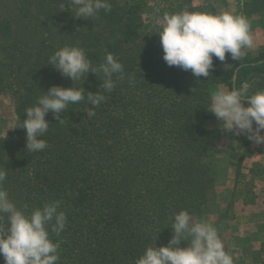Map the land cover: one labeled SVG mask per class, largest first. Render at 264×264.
<instances>
[{
  "label": "trees",
  "instance_id": "1",
  "mask_svg": "<svg viewBox=\"0 0 264 264\" xmlns=\"http://www.w3.org/2000/svg\"><path fill=\"white\" fill-rule=\"evenodd\" d=\"M192 1L180 0L176 9L204 12ZM110 3V11L82 19L72 0H0V96L11 98L20 118L50 86H72L48 64L66 45L83 48L94 67L106 53L124 67L123 78L113 76L115 89L92 109L95 115L87 116L88 102L69 105L61 121L46 115L44 150L27 151L24 129L0 137V169L7 171L2 187L16 207L28 214L61 202L65 229L49 233L59 243L58 264H135L146 247L167 245L174 214H200L214 186V116L206 110L211 86L231 90L246 83L249 94L264 91V46L239 61L226 54L229 68L214 58L209 77L197 78L163 60L162 26L145 23L143 0ZM250 14L264 16V0L244 2L242 15ZM102 79L88 73L73 86L96 92ZM251 141L247 137L242 157ZM7 223L0 214V224Z\"/></svg>",
  "mask_w": 264,
  "mask_h": 264
},
{
  "label": "clouds",
  "instance_id": "2",
  "mask_svg": "<svg viewBox=\"0 0 264 264\" xmlns=\"http://www.w3.org/2000/svg\"><path fill=\"white\" fill-rule=\"evenodd\" d=\"M76 8L75 17L91 19L101 10H111L110 0H72ZM163 51V60L170 67L190 71L194 77L208 78L213 68V59L223 62L228 54L239 61L245 49L252 48L253 37L250 23L244 15L224 12L166 13L162 18V30L158 32ZM62 76L72 81L71 87L52 85L38 97L36 103L25 109V118L17 117L13 127H21L26 134L27 151L39 152L47 147L42 139L48 131L45 119L51 112L55 119L69 109V105L88 102L87 116L106 100L105 93L115 89L113 76L123 78L124 67L111 53H106L104 62L94 67L83 48L64 46L49 57V63ZM102 73L100 89L86 91L74 82L85 80L88 73ZM129 76V83L134 84ZM249 85L231 90L218 89L210 96L206 110L213 114L218 126L224 132L246 135L256 143H264V91L249 94ZM255 125V126H254ZM7 171L0 169V214H7V226L0 224V256L4 264H58L59 243L50 238V231L57 236L65 229L66 215L60 211V201L45 203L30 213L19 210L9 199L2 183ZM172 236L167 245L148 246L135 264H233V258L226 253L217 229L205 220L195 221L187 210L173 216ZM181 242L187 246L180 247Z\"/></svg>",
  "mask_w": 264,
  "mask_h": 264
},
{
  "label": "rangeland",
  "instance_id": "3",
  "mask_svg": "<svg viewBox=\"0 0 264 264\" xmlns=\"http://www.w3.org/2000/svg\"><path fill=\"white\" fill-rule=\"evenodd\" d=\"M140 0H117L119 4ZM180 0H143V19L152 28L162 26V18L168 13H177ZM247 0H193L192 5L204 12H224L240 15ZM253 37L252 48L245 55L255 56L264 46V16L250 14L247 17ZM230 67L226 56L222 62ZM218 89L229 90L224 84L211 86V95ZM17 117L13 102L8 95L0 96V137L8 131L23 129L13 127ZM23 121V118H20ZM210 162L214 186L208 205L200 214L192 215L195 221L205 220L218 231L226 253L233 264H264V143L251 141L245 155L246 135L224 132L214 117L209 123ZM264 135V132L261 133ZM241 161L240 164L238 162ZM180 247L187 246L181 242Z\"/></svg>",
  "mask_w": 264,
  "mask_h": 264
},
{
  "label": "crops",
  "instance_id": "4",
  "mask_svg": "<svg viewBox=\"0 0 264 264\" xmlns=\"http://www.w3.org/2000/svg\"><path fill=\"white\" fill-rule=\"evenodd\" d=\"M242 14V13H241ZM245 17H248V16H245Z\"/></svg>",
  "mask_w": 264,
  "mask_h": 264
}]
</instances>
